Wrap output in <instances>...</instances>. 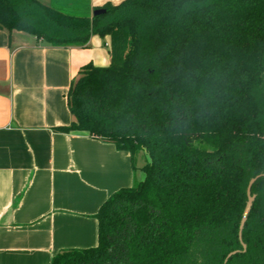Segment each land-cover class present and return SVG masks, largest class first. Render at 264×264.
Here are the masks:
<instances>
[{"label": "trees", "instance_id": "trees-1", "mask_svg": "<svg viewBox=\"0 0 264 264\" xmlns=\"http://www.w3.org/2000/svg\"><path fill=\"white\" fill-rule=\"evenodd\" d=\"M105 9L93 15L96 9ZM0 29L53 46L109 37L67 94L82 131L136 156L144 179L99 208L98 244L52 264H264V0H0Z\"/></svg>", "mask_w": 264, "mask_h": 264}, {"label": "crops", "instance_id": "crops-1", "mask_svg": "<svg viewBox=\"0 0 264 264\" xmlns=\"http://www.w3.org/2000/svg\"><path fill=\"white\" fill-rule=\"evenodd\" d=\"M109 44L93 35L86 47L53 46L0 29V264H52L61 250L96 246L101 205L144 179L130 153L55 129L74 120L67 94L80 69L110 64Z\"/></svg>", "mask_w": 264, "mask_h": 264}, {"label": "water", "instance_id": "water-1", "mask_svg": "<svg viewBox=\"0 0 264 264\" xmlns=\"http://www.w3.org/2000/svg\"><path fill=\"white\" fill-rule=\"evenodd\" d=\"M104 12H105V9L99 8V9L94 10L93 15H99V14H102ZM261 177H264V173L260 174V175H257L256 177L252 178L250 180V182L248 184V187H247V190H246L248 199H247L246 207L244 209L243 216H242V219H241V222H240V226H239V240H240V242H241V244L243 246V251H246V248H247V245L243 241V231H244L245 225L247 223V220H248L249 214L251 212V209L253 207L254 201L256 199V195L252 194V187L255 184V182ZM239 252H240V250H236V251L230 252L228 254V256L226 257V259H225L223 264H227L228 260L232 256H234L235 254H237Z\"/></svg>", "mask_w": 264, "mask_h": 264}, {"label": "rangeland", "instance_id": "rangeland-1", "mask_svg": "<svg viewBox=\"0 0 264 264\" xmlns=\"http://www.w3.org/2000/svg\"><path fill=\"white\" fill-rule=\"evenodd\" d=\"M106 38V37H105ZM147 161V156L145 155L144 152H141L140 154H138L136 156V163L137 165H139L140 167H142ZM137 170V169H136ZM144 174V173H143ZM139 181H136L135 184H137Z\"/></svg>", "mask_w": 264, "mask_h": 264}]
</instances>
